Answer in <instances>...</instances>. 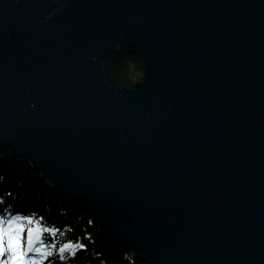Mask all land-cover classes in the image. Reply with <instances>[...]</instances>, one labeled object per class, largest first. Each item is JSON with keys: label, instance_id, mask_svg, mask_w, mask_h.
<instances>
[{"label": "water", "instance_id": "water-1", "mask_svg": "<svg viewBox=\"0 0 264 264\" xmlns=\"http://www.w3.org/2000/svg\"><path fill=\"white\" fill-rule=\"evenodd\" d=\"M6 151L147 264H264V0H0Z\"/></svg>", "mask_w": 264, "mask_h": 264}, {"label": "trees", "instance_id": "trees-1", "mask_svg": "<svg viewBox=\"0 0 264 264\" xmlns=\"http://www.w3.org/2000/svg\"><path fill=\"white\" fill-rule=\"evenodd\" d=\"M108 63L121 87L144 78L143 56L124 45L108 55ZM22 213L31 217L30 227L40 228L50 264H147L132 246L101 235L84 205L56 194L24 158L6 151L0 155V216Z\"/></svg>", "mask_w": 264, "mask_h": 264}, {"label": "snow or ice", "instance_id": "snow-or-ice-1", "mask_svg": "<svg viewBox=\"0 0 264 264\" xmlns=\"http://www.w3.org/2000/svg\"><path fill=\"white\" fill-rule=\"evenodd\" d=\"M21 219L31 221L30 216L15 215L7 219L0 216V264H36L34 260L25 257L28 252L33 250V244L39 239L40 228L30 227L27 229V247L22 248L21 234L24 228L22 224L18 223ZM80 247H84V245L81 244ZM61 251H63V247H61ZM6 253L8 254L7 259H4Z\"/></svg>", "mask_w": 264, "mask_h": 264}, {"label": "rangeland", "instance_id": "rangeland-1", "mask_svg": "<svg viewBox=\"0 0 264 264\" xmlns=\"http://www.w3.org/2000/svg\"><path fill=\"white\" fill-rule=\"evenodd\" d=\"M21 217H25V216L21 215ZM18 223L22 224L24 228L21 234V245H22V248H26L27 247V227L25 225L24 219L19 220ZM42 251H43L42 244L36 243L35 241V243L33 244V250L31 252H28L25 258L29 260H34L36 264H41V259L43 257Z\"/></svg>", "mask_w": 264, "mask_h": 264}]
</instances>
